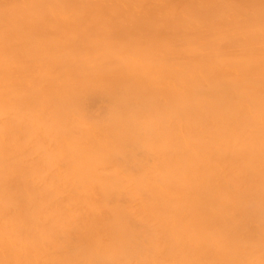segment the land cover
<instances>
[{"label":"bare ground","instance_id":"1","mask_svg":"<svg viewBox=\"0 0 264 264\" xmlns=\"http://www.w3.org/2000/svg\"><path fill=\"white\" fill-rule=\"evenodd\" d=\"M262 12L261 0H0V228L13 243L43 253L66 214L91 209L85 143L126 83L150 145L130 180L159 201L130 196L134 223L196 240L213 197L258 199Z\"/></svg>","mask_w":264,"mask_h":264},{"label":"clouds","instance_id":"2","mask_svg":"<svg viewBox=\"0 0 264 264\" xmlns=\"http://www.w3.org/2000/svg\"><path fill=\"white\" fill-rule=\"evenodd\" d=\"M239 11L251 19L249 10ZM253 32L264 44V22ZM143 111L133 84L114 88L93 117L96 139L85 143L86 161L93 162L86 169L94 195L91 209L82 203L77 212L66 214L49 232L43 253L19 248L0 228V264H264V192L258 199L234 195L228 205L213 197L196 240L191 234L178 237L151 219L133 222L130 196L154 211L159 205L150 190L134 191L130 180L141 176L150 153ZM259 121L264 149V106ZM6 178L7 164L0 160V181Z\"/></svg>","mask_w":264,"mask_h":264}]
</instances>
